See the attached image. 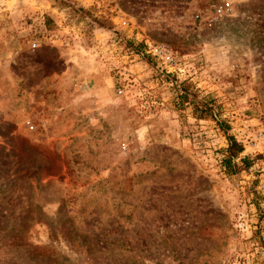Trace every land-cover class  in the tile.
I'll list each match as a JSON object with an SVG mask.
<instances>
[{"label":"rangeland","instance_id":"obj_1","mask_svg":"<svg viewBox=\"0 0 264 264\" xmlns=\"http://www.w3.org/2000/svg\"><path fill=\"white\" fill-rule=\"evenodd\" d=\"M220 1L0 0V264H264V0Z\"/></svg>","mask_w":264,"mask_h":264},{"label":"trees","instance_id":"obj_2","mask_svg":"<svg viewBox=\"0 0 264 264\" xmlns=\"http://www.w3.org/2000/svg\"><path fill=\"white\" fill-rule=\"evenodd\" d=\"M181 94L180 97H183ZM210 111L208 110V108L206 107L205 104L201 103L199 112H197L199 115V117L203 115L208 114ZM227 144L226 146L222 149V157L220 158V163L221 166L223 167V169L227 172V173H235L237 172L241 165L247 167L248 163L246 162V158L245 157H240L239 153L242 150L241 144H239L238 142H236V140L232 137V136H227ZM238 158L239 159V165L234 162V159Z\"/></svg>","mask_w":264,"mask_h":264},{"label":"built area","instance_id":"obj_3","mask_svg":"<svg viewBox=\"0 0 264 264\" xmlns=\"http://www.w3.org/2000/svg\"><path fill=\"white\" fill-rule=\"evenodd\" d=\"M212 9H213V13L208 17V22H212L217 17L227 14L231 9V0H221L217 4H213ZM196 18H198L197 14H196ZM150 51H152L153 54H156L158 56L166 55V53H168V50L166 49L165 46L157 45V44L151 46ZM166 57L168 58V56Z\"/></svg>","mask_w":264,"mask_h":264}]
</instances>
